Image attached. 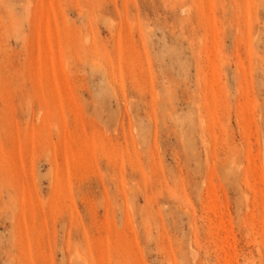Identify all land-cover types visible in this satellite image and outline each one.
<instances>
[{"label":"rangeland","instance_id":"rangeland-1","mask_svg":"<svg viewBox=\"0 0 264 264\" xmlns=\"http://www.w3.org/2000/svg\"><path fill=\"white\" fill-rule=\"evenodd\" d=\"M0 264H264V0H0Z\"/></svg>","mask_w":264,"mask_h":264}]
</instances>
